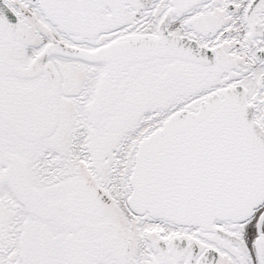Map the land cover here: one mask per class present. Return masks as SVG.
Segmentation results:
<instances>
[{
	"label": "snow or ice",
	"instance_id": "snow-or-ice-1",
	"mask_svg": "<svg viewBox=\"0 0 264 264\" xmlns=\"http://www.w3.org/2000/svg\"><path fill=\"white\" fill-rule=\"evenodd\" d=\"M0 264H264V0H0Z\"/></svg>",
	"mask_w": 264,
	"mask_h": 264
}]
</instances>
